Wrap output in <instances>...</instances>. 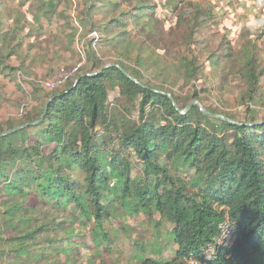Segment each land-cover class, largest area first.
<instances>
[{
    "label": "trees",
    "instance_id": "obj_1",
    "mask_svg": "<svg viewBox=\"0 0 264 264\" xmlns=\"http://www.w3.org/2000/svg\"><path fill=\"white\" fill-rule=\"evenodd\" d=\"M32 1L0 0V220L12 227L0 264H264V118L234 120L214 83L199 85L205 63L222 88L237 74L250 112L264 89L255 43L198 46L212 17L200 6L179 15L175 51L147 0ZM138 216L154 234L133 236ZM227 218L235 241L205 263Z\"/></svg>",
    "mask_w": 264,
    "mask_h": 264
},
{
    "label": "rangeland",
    "instance_id": "obj_2",
    "mask_svg": "<svg viewBox=\"0 0 264 264\" xmlns=\"http://www.w3.org/2000/svg\"><path fill=\"white\" fill-rule=\"evenodd\" d=\"M11 5H19L26 11L36 9L35 1L30 0H8ZM151 6L155 8V21L160 30L164 31L163 38L170 42L171 48L175 51L178 50L175 41L178 40L179 33L177 31V19L184 11L189 12L192 9H196L200 6L205 12L212 15L208 18L210 27L205 28L204 35L201 37L202 41L198 43L201 46L206 38L221 39L223 36L228 37L232 46L237 49L243 47L248 41L252 40L257 48V52L264 55V0H147ZM27 2V3H26ZM125 9H129L125 6ZM153 20V19H152ZM91 33V32H90ZM89 33V34H90ZM91 35L100 37L96 32ZM150 41V40H149ZM213 44H210L212 47ZM201 54L200 51H198ZM104 53V63H114L115 56H109L106 53V49H102ZM175 57V56H174ZM224 57V55H222ZM105 65V66H106ZM70 65L69 67H73ZM83 66V65H82ZM68 67V68H69ZM207 72L210 79H202L199 83L200 86H204L205 83H214L210 86L207 94L211 95L213 104L221 105L226 111H230L234 115V120L250 122L252 119L261 121L264 118V89H261L255 96L254 100L250 103V112H246V107L237 102L239 95V78L237 74L230 75V84L227 87L221 86L217 78H213L210 74L211 68L208 63H205ZM86 70L88 66L85 67ZM84 68V69H85ZM147 76V75H146ZM148 77V76H147ZM118 91L110 92L109 100L113 101L117 96ZM141 217L137 219L130 218L127 222L136 229L137 235H144L146 238L148 233H155L153 226L148 224H140ZM10 222L0 220V227L5 235H9L12 227ZM110 225L117 226V222L114 221ZM0 232V233H1ZM132 236V235H131ZM125 249L128 250L131 246V241L128 238L123 239ZM88 243H91L89 240ZM168 251H163V256L167 259L173 257L174 243L171 244ZM105 250L107 248L105 247Z\"/></svg>",
    "mask_w": 264,
    "mask_h": 264
},
{
    "label": "built area",
    "instance_id": "obj_3",
    "mask_svg": "<svg viewBox=\"0 0 264 264\" xmlns=\"http://www.w3.org/2000/svg\"><path fill=\"white\" fill-rule=\"evenodd\" d=\"M83 64L74 65L73 67L61 68L56 74L55 82H47V85L52 88H57V85L63 86L70 77H74L76 72ZM236 228L234 224L227 218L220 225V233L214 238V241L208 244L202 250V257L205 263L215 261L220 254L222 247H231L236 238ZM189 264H196L198 261L192 254L188 258Z\"/></svg>",
    "mask_w": 264,
    "mask_h": 264
},
{
    "label": "water",
    "instance_id": "obj_4",
    "mask_svg": "<svg viewBox=\"0 0 264 264\" xmlns=\"http://www.w3.org/2000/svg\"><path fill=\"white\" fill-rule=\"evenodd\" d=\"M110 66H111V65L108 64V65L104 66L103 69L108 68V67H110ZM103 69H101L100 72H102ZM79 80H80V79L78 78V79L75 81V84H74L73 87H75V86L78 84ZM193 103L198 104V105L200 106V108L202 109V111L208 113V112L206 111V109H205L200 103H198V101H193L191 104H193ZM191 104H190V105H191ZM190 105H189V106H190ZM46 110H47V108H46ZM46 110H45V113H46ZM186 111H187V108L184 109V110H182L181 112L184 113V112H186ZM45 113H44V115H45ZM44 115H43L39 120H37V121H35L34 123H32V125H37V124H39V123L43 120ZM221 117L224 118V119H226V118L223 117V116H221ZM28 126H30V125H29V124H25V125L18 126V127L14 128V129H12V130H10V131H7V132L3 133L2 135H7V134L12 133V132H15V131H17V130L23 128V127H28Z\"/></svg>",
    "mask_w": 264,
    "mask_h": 264
},
{
    "label": "crops",
    "instance_id": "obj_5",
    "mask_svg": "<svg viewBox=\"0 0 264 264\" xmlns=\"http://www.w3.org/2000/svg\"><path fill=\"white\" fill-rule=\"evenodd\" d=\"M35 129H36V128H34V129H31V131H35ZM173 248L175 249V246H174ZM167 251H168V250H167Z\"/></svg>",
    "mask_w": 264,
    "mask_h": 264
}]
</instances>
